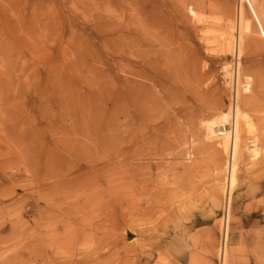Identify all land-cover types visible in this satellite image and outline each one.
I'll return each instance as SVG.
<instances>
[{
	"label": "rangeland",
	"instance_id": "1",
	"mask_svg": "<svg viewBox=\"0 0 264 264\" xmlns=\"http://www.w3.org/2000/svg\"><path fill=\"white\" fill-rule=\"evenodd\" d=\"M241 6L236 57L238 0H0V264H264V7ZM113 49L150 94L114 118ZM236 105L226 206L206 128Z\"/></svg>",
	"mask_w": 264,
	"mask_h": 264
},
{
	"label": "bare ground",
	"instance_id": "2",
	"mask_svg": "<svg viewBox=\"0 0 264 264\" xmlns=\"http://www.w3.org/2000/svg\"><path fill=\"white\" fill-rule=\"evenodd\" d=\"M241 1L242 0H238L237 14L235 15L236 20H237V26H238V28H237V34L233 36V37L236 36L234 38V41L232 40V38H227L226 36L224 38L223 37L224 35L221 36V37L224 38L223 39L224 40L223 43H225V42L227 43V47L233 50V53L236 55V57H238L241 54V46H240V43L242 41L243 34L245 33L244 31H242L241 24L239 23L240 20H241V18H242V10H243L242 9V6H241ZM249 1H250L251 4H256L258 2V0H249ZM261 2H262V5L264 7V0H261ZM114 7L115 6H112V8H114ZM235 25L236 24H234V26ZM232 29H233V26H232ZM234 29H235V27H234ZM206 32L207 31H205V33ZM221 33L222 32H218L217 34H221ZM240 36H242V37H240ZM219 40H221V38ZM231 41H233V45H232V42ZM218 42H215V44H218ZM218 45H220V44H218ZM223 48H225L226 51L229 52V49L228 48H226V47H223ZM121 53L124 56L127 54L124 51H122ZM116 56H118V54L116 53V50L113 49V51H111V76L109 78V88H108L109 89L108 95H111L112 108H111V114H110V116L112 118H114L115 108H116V105H117L118 101L124 99V101H123L124 102V105L123 106L125 107L126 102L128 103L129 100H130V98H129L130 96L129 95H134V96L135 95H138V98H139L138 100H140V102L137 105L139 106V108H142V105H143L144 101H146L145 95H150L148 91H146V90L144 91V86H142L138 81L131 80L130 78L127 77V76H133L135 78L146 79V75L144 73H141L140 74L139 71H130L128 69V67H126V63H125L126 62V58L122 62V64H120V65L117 64V62H116ZM134 59L135 60H138L140 62H143L145 64V62L140 57H136ZM138 61H135L134 63H138ZM221 69L223 70V67ZM237 72H238V66L236 65L235 68H234V73H233V80H234L235 89L237 87ZM225 73H226V71H225ZM228 80H230V79H228ZM150 87H151V85H150ZM152 92L154 93L156 91H152ZM117 95H121V97L120 96L118 97ZM236 99H237V96H236ZM132 101H133V99H132ZM123 102H121V103H123ZM247 102H248V100H247ZM233 103H234V100H233ZM249 103H250V101H249ZM138 115H136V116H138V117L142 116L141 115V112L139 111V109H138ZM229 118H231L230 119L231 122H230ZM240 123L242 124L241 125L242 126V131L239 130V126H240L239 124ZM112 124H114V123L112 122ZM227 124H230V125H227ZM224 125H227L229 128L228 129L225 128ZM255 131L256 130H255L254 125L249 121V118L247 116L242 115V113L238 109L237 105H236V107H234V108L231 109V113H223V114L219 115L218 118L215 119V121L210 122L209 124H207V128H206V132H207L206 137L207 138H206V140H208V141H214L215 139L218 140L219 141L218 142V145L221 147V152L226 157V161H225V165H224V167H225L224 169L226 171L225 183H223V186L220 188V191L223 194L222 196L225 197L226 206L228 205L229 195L233 192L234 185L236 184L237 170H236L235 165H234V158H235L236 153L239 152V149H241L243 147L242 146V142H241V135H243L244 137L245 136L246 137L247 136H254V132ZM247 145H249L248 148H247L248 152L255 151V149L258 147V141L255 140V139H252L251 141L248 140ZM255 154H257V153H255ZM93 163L94 162L92 161L91 164H86V165H88L90 168H92ZM96 165L97 164L93 165V167H95ZM89 200H91V199H89ZM214 202H215V200H214ZM85 205H86V207H85L86 211H89L91 208L89 209L88 202H84L82 208H84ZM105 206L107 207L108 205H105ZM77 212H78V205L77 206L74 205V209L71 211V214L72 213L77 214ZM86 218L87 219H85V220L83 219L82 220L81 218L78 219V217L77 218L75 217V219L70 220V218L67 215V216H65V218L60 219V227L68 228V232L67 233H70L72 231H74V233H75L76 230H74V225H76L77 227L79 225V227L81 226V228L83 226H85V224L90 225L91 220L89 221V217L87 215H86ZM226 221L227 220L225 218L224 219L223 229L225 227ZM104 223L106 224V222H104ZM114 223L115 222H114L113 217H110L108 219V221H107V224H111L112 225ZM71 228H73V229H71ZM84 228H86V227H84ZM91 229H92V227H91ZM84 232H87V231H85V229H84ZM224 233H225V231H224ZM87 234L88 233H85L86 236H87ZM77 235L79 236V232H78ZM80 237H81V235L79 236V238ZM221 247L222 248L219 249V258H220V263L219 264H223L224 263V260H223V258H224L223 250L224 249H223V246H221Z\"/></svg>",
	"mask_w": 264,
	"mask_h": 264
},
{
	"label": "built area",
	"instance_id": "3",
	"mask_svg": "<svg viewBox=\"0 0 264 264\" xmlns=\"http://www.w3.org/2000/svg\"><path fill=\"white\" fill-rule=\"evenodd\" d=\"M226 128L228 129L229 127L227 126Z\"/></svg>",
	"mask_w": 264,
	"mask_h": 264
}]
</instances>
